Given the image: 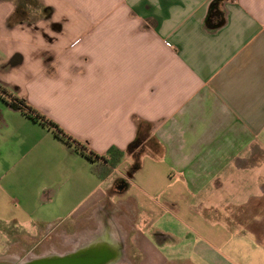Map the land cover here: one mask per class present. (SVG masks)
Listing matches in <instances>:
<instances>
[{"label": "crops", "instance_id": "0c3cea01", "mask_svg": "<svg viewBox=\"0 0 264 264\" xmlns=\"http://www.w3.org/2000/svg\"><path fill=\"white\" fill-rule=\"evenodd\" d=\"M73 1L0 0V85L125 155L0 97V264H264V0Z\"/></svg>", "mask_w": 264, "mask_h": 264}, {"label": "trees", "instance_id": "16d2710c", "mask_svg": "<svg viewBox=\"0 0 264 264\" xmlns=\"http://www.w3.org/2000/svg\"><path fill=\"white\" fill-rule=\"evenodd\" d=\"M26 13L27 12L24 7L19 5L16 8L14 15L12 16L11 21L15 23L19 20H22V18L24 17L21 18V16H25ZM216 14L217 13L215 11V2H213L207 18L208 24L211 25V20H213V16H215ZM0 97L4 100L14 103L22 111V113H24L34 121H38L46 125L49 129L52 130L53 134L58 139L70 146H74L75 149L80 152V154L88 158L94 166H96L97 164V167L99 169L98 172L101 178L107 177L113 171V169L120 164L125 155V151L117 146L110 147L104 155H99L95 153L94 151L88 149L86 144H83L79 140L72 137V135L62 129L56 122L48 118L46 115L42 114L25 98L13 94L2 85H0ZM144 126L145 125L142 122L138 124L136 138L127 149L128 152L134 151L133 154L137 162H139L140 156L146 151H149L152 154L162 153V148L160 144L154 138L150 137L149 130L145 129Z\"/></svg>", "mask_w": 264, "mask_h": 264}, {"label": "water", "instance_id": "95a60500", "mask_svg": "<svg viewBox=\"0 0 264 264\" xmlns=\"http://www.w3.org/2000/svg\"><path fill=\"white\" fill-rule=\"evenodd\" d=\"M102 261L100 257L96 258H84V257H65L62 259H59L55 262H37V263H31V264H101Z\"/></svg>", "mask_w": 264, "mask_h": 264}, {"label": "rangeland", "instance_id": "374dc122", "mask_svg": "<svg viewBox=\"0 0 264 264\" xmlns=\"http://www.w3.org/2000/svg\"><path fill=\"white\" fill-rule=\"evenodd\" d=\"M85 1V0H84ZM83 1V2H84ZM93 1H97V0H93ZM72 2H74L73 0H72ZM82 4H85V3H82ZM264 225V224H263ZM14 234H18V231L17 230H14V229H12L11 227H2L1 229H0V238L2 239H4L5 238V236H7V237H10V238H12V239H17V237H15V235ZM12 236V237H11Z\"/></svg>", "mask_w": 264, "mask_h": 264}]
</instances>
